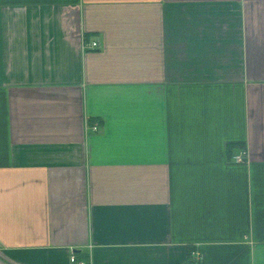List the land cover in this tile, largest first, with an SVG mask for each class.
Here are the masks:
<instances>
[{
  "label": "crops",
  "instance_id": "obj_1",
  "mask_svg": "<svg viewBox=\"0 0 264 264\" xmlns=\"http://www.w3.org/2000/svg\"><path fill=\"white\" fill-rule=\"evenodd\" d=\"M72 255L264 264V0H0V264Z\"/></svg>",
  "mask_w": 264,
  "mask_h": 264
},
{
  "label": "built area",
  "instance_id": "obj_2",
  "mask_svg": "<svg viewBox=\"0 0 264 264\" xmlns=\"http://www.w3.org/2000/svg\"><path fill=\"white\" fill-rule=\"evenodd\" d=\"M89 47L92 49H95L98 47V43L96 41H93L89 44ZM94 129H97V127H94ZM233 159L236 163H245L247 161L246 152H241V153L235 155L233 157ZM70 260H71V262H78L77 257L75 255H72ZM78 263L79 264H88V263L83 262V261H79Z\"/></svg>",
  "mask_w": 264,
  "mask_h": 264
}]
</instances>
